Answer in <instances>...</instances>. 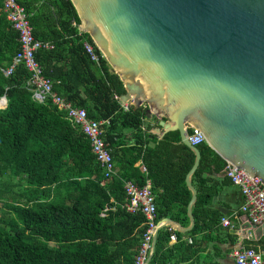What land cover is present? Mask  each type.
Wrapping results in <instances>:
<instances>
[{
  "label": "trees",
  "instance_id": "1",
  "mask_svg": "<svg viewBox=\"0 0 264 264\" xmlns=\"http://www.w3.org/2000/svg\"><path fill=\"white\" fill-rule=\"evenodd\" d=\"M14 1L29 15L32 36L51 45L34 55L42 76L88 119L106 121L102 139L118 166L116 176L103 182L86 137L49 101L31 99L26 69L18 64L3 76L18 42L0 11V98L5 100L0 110V264H133L145 226L139 213L121 208L122 182L141 187L148 181L155 221L187 227L190 193L184 178L193 153L179 143L176 131L160 139L150 133L157 120L143 123L147 107L120 104L123 84L88 35L77 33L79 20L69 0ZM83 43L92 46L95 60ZM196 148L200 158L189 178L196 194L190 208L193 227L185 233L160 228L151 263L198 264L210 235L204 233L198 243L192 238L180 245L179 240L208 232L218 222L208 209L216 193L209 176L219 174L224 161L207 153L205 144Z\"/></svg>",
  "mask_w": 264,
  "mask_h": 264
},
{
  "label": "water",
  "instance_id": "2",
  "mask_svg": "<svg viewBox=\"0 0 264 264\" xmlns=\"http://www.w3.org/2000/svg\"><path fill=\"white\" fill-rule=\"evenodd\" d=\"M69 2L80 31L123 84L120 104L147 106L157 138L176 131L193 153L184 178L189 224L163 219L152 250L160 228L185 233L194 224L189 178L200 153L187 141L186 124L199 130L207 153L264 186V0ZM246 227L249 237L264 230V224Z\"/></svg>",
  "mask_w": 264,
  "mask_h": 264
},
{
  "label": "built area",
  "instance_id": "3",
  "mask_svg": "<svg viewBox=\"0 0 264 264\" xmlns=\"http://www.w3.org/2000/svg\"><path fill=\"white\" fill-rule=\"evenodd\" d=\"M0 11L5 15L6 21L16 33L18 42V50L12 58L10 66L3 71V76L9 75L15 65L21 64L29 73V78L25 85L30 92L31 99L36 103H42L47 100L58 111L63 112L70 126L88 140L90 152L100 168L103 182L110 181L112 177L116 176V169L110 156L109 147L102 139V125L106 121L88 119L83 109L73 107L66 102L55 91V84L42 76L41 68L35 61L34 55L39 50L51 49V45L36 40L32 36L28 22L29 15L24 12L23 8L14 0H1ZM76 29L78 34L82 33L79 24ZM83 47L90 59L95 60L92 46L83 43ZM1 100L3 98H0ZM121 105L125 108L126 104ZM4 108L5 106H2L0 110ZM185 129L187 141L191 146L197 147L205 144L197 128L186 124ZM219 175L237 188L241 203L232 215L220 218L217 225L224 229H232L231 219L243 216V222L246 224L262 226L264 224V186L238 167L227 162H224V167ZM122 189L124 196L121 208L128 214L139 213L143 218L142 225L145 226L133 264H157L150 262L153 254L152 237L157 226L162 221H155L154 196L150 192L149 182L145 181L143 186L137 187L129 181H123ZM100 215L102 216V214ZM242 241L241 235H236L235 244L228 253V257L233 263L264 264V246H245Z\"/></svg>",
  "mask_w": 264,
  "mask_h": 264
},
{
  "label": "crops",
  "instance_id": "4",
  "mask_svg": "<svg viewBox=\"0 0 264 264\" xmlns=\"http://www.w3.org/2000/svg\"><path fill=\"white\" fill-rule=\"evenodd\" d=\"M147 122L148 119H145L143 123ZM154 128L155 127L150 130V133L155 135ZM113 163L115 169H117L118 162L113 161ZM139 169L140 171H142L141 167H139ZM209 179L212 183L216 185V193L211 198L208 205V209L214 212V216L218 218V220L220 218L232 215L241 203V198L237 191V188L232 186L227 179H225L219 174L209 176ZM243 221V216H239L237 217V219H231L230 222L233 226L232 229H224L218 226L216 223L213 228L208 232H203L195 236L186 235L182 237L179 240V244L184 245V243L189 242L192 238L194 241H196V243H198L199 237L204 233H208L210 236L206 244L203 245L204 253L202 258L199 260L198 264H208L210 262H214L216 264H234L233 261L228 257V253L235 244L236 235H241L243 239L242 242L245 246H264V230H261L260 233L257 235L249 237L247 235L248 228L246 227V223ZM227 236L230 237L231 240H229Z\"/></svg>",
  "mask_w": 264,
  "mask_h": 264
},
{
  "label": "bare ground",
  "instance_id": "5",
  "mask_svg": "<svg viewBox=\"0 0 264 264\" xmlns=\"http://www.w3.org/2000/svg\"><path fill=\"white\" fill-rule=\"evenodd\" d=\"M2 106H4V101L3 100L0 101V107H2Z\"/></svg>",
  "mask_w": 264,
  "mask_h": 264
},
{
  "label": "rangeland",
  "instance_id": "6",
  "mask_svg": "<svg viewBox=\"0 0 264 264\" xmlns=\"http://www.w3.org/2000/svg\"><path fill=\"white\" fill-rule=\"evenodd\" d=\"M110 69V68H109ZM111 70V69H110ZM145 107H147V106H145ZM147 109H148V107H147Z\"/></svg>",
  "mask_w": 264,
  "mask_h": 264
}]
</instances>
